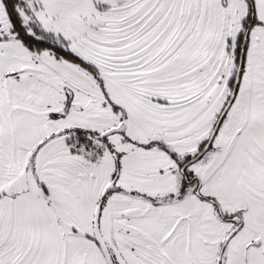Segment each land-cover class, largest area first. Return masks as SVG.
I'll use <instances>...</instances> for the list:
<instances>
[{"label":"snow or ice","instance_id":"snow-or-ice-1","mask_svg":"<svg viewBox=\"0 0 264 264\" xmlns=\"http://www.w3.org/2000/svg\"><path fill=\"white\" fill-rule=\"evenodd\" d=\"M0 264H264V0H0Z\"/></svg>","mask_w":264,"mask_h":264}]
</instances>
